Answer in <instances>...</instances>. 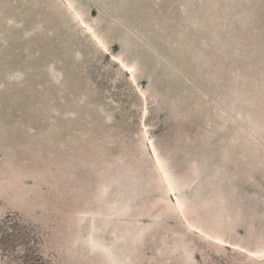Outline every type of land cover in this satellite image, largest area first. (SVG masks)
I'll return each instance as SVG.
<instances>
[{
    "label": "rangeland",
    "instance_id": "rangeland-1",
    "mask_svg": "<svg viewBox=\"0 0 264 264\" xmlns=\"http://www.w3.org/2000/svg\"><path fill=\"white\" fill-rule=\"evenodd\" d=\"M10 213L44 264H264V0H0Z\"/></svg>",
    "mask_w": 264,
    "mask_h": 264
},
{
    "label": "trees",
    "instance_id": "trees-1",
    "mask_svg": "<svg viewBox=\"0 0 264 264\" xmlns=\"http://www.w3.org/2000/svg\"><path fill=\"white\" fill-rule=\"evenodd\" d=\"M36 229L22 216L10 213L0 219V256L10 264H44L38 252Z\"/></svg>",
    "mask_w": 264,
    "mask_h": 264
},
{
    "label": "bare ground",
    "instance_id": "bare-ground-1",
    "mask_svg": "<svg viewBox=\"0 0 264 264\" xmlns=\"http://www.w3.org/2000/svg\"><path fill=\"white\" fill-rule=\"evenodd\" d=\"M130 68H132L131 66H129ZM132 73H133V71H132ZM217 239H219V240H221L220 238H218V237H216Z\"/></svg>",
    "mask_w": 264,
    "mask_h": 264
}]
</instances>
